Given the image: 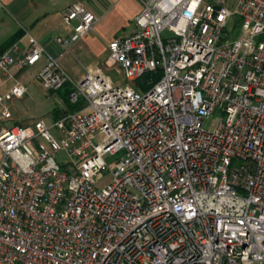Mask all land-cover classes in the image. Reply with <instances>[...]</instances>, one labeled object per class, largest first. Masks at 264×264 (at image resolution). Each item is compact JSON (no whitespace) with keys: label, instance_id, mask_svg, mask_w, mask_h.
Masks as SVG:
<instances>
[{"label":"built area","instance_id":"2783aa9c","mask_svg":"<svg viewBox=\"0 0 264 264\" xmlns=\"http://www.w3.org/2000/svg\"><path fill=\"white\" fill-rule=\"evenodd\" d=\"M137 1L132 31L107 44L121 86L70 77L28 34L0 55L11 80L45 58L41 89L67 87L77 107L0 129V264H264V0ZM61 21L66 52L96 18L75 2ZM24 95L15 82L0 104Z\"/></svg>","mask_w":264,"mask_h":264},{"label":"crops","instance_id":"0c3cea01","mask_svg":"<svg viewBox=\"0 0 264 264\" xmlns=\"http://www.w3.org/2000/svg\"><path fill=\"white\" fill-rule=\"evenodd\" d=\"M75 2H81L95 16L96 21L92 30L75 41L70 50L65 52L54 44L53 38H67L71 35V25L62 23L61 14L68 5ZM139 9L137 0H0V45L20 34L16 43L22 50L26 47L25 34H28L43 47L48 56L56 59L60 68L72 78L78 79L86 71L97 70L106 76V72L112 69H116L121 75L117 68L105 64L107 44L125 37L132 31V21ZM80 55L82 63L77 58ZM42 59L37 74L44 66L45 58L42 57L35 64H39ZM27 68L20 70L14 78ZM54 112L52 117L56 120L59 117L55 119ZM12 126L3 127L0 124V129Z\"/></svg>","mask_w":264,"mask_h":264},{"label":"rangeland","instance_id":"374dc122","mask_svg":"<svg viewBox=\"0 0 264 264\" xmlns=\"http://www.w3.org/2000/svg\"><path fill=\"white\" fill-rule=\"evenodd\" d=\"M235 2L236 0H230L229 6L233 7ZM236 29L237 18L233 16L229 19L225 30L229 32L230 30L235 31ZM77 58L82 63L81 55ZM42 61L43 59L34 67L23 70L16 76V78H14V80L3 77L0 74V96H4L15 82L25 88V95L21 99L9 98L1 101L0 111L5 109L8 113L7 119H0V124L3 127H9L12 125H32L36 121H42L46 127H49L54 121V118L52 117L54 110L58 111L60 114L65 109L60 93L43 91L35 78ZM106 77L113 83L112 85L121 86L124 83V79L119 75L116 69L108 70L106 72ZM132 86L135 87L134 83ZM210 122L214 123V116H211L207 121H204L202 127L205 129L210 128ZM49 133L53 134L54 132L49 130ZM121 156L122 152L109 156L106 159L108 167L112 168ZM55 158L58 164H65L63 153H58ZM231 167H236V165L233 163ZM102 176L103 178L99 182L100 186L104 185L109 180L107 170L102 173Z\"/></svg>","mask_w":264,"mask_h":264},{"label":"trees","instance_id":"16d2710c","mask_svg":"<svg viewBox=\"0 0 264 264\" xmlns=\"http://www.w3.org/2000/svg\"><path fill=\"white\" fill-rule=\"evenodd\" d=\"M19 37H20V34H17L15 36L9 38L3 44H1L0 45V55L4 51H6L10 46H12L14 43H16L17 39H19ZM157 78H158V73L154 74V75L153 74H144L141 77H139L138 79H136L133 83H134L136 89H138L139 91H144L146 89V86L142 85L141 82L144 83L145 81H148V80L155 82L157 80ZM56 93H60L62 102H63L66 110H68V111L76 110V108H77L76 106H71L67 102V98H66L67 87H63L61 90L57 91ZM54 115H55V119L60 116L58 111L54 112Z\"/></svg>","mask_w":264,"mask_h":264}]
</instances>
